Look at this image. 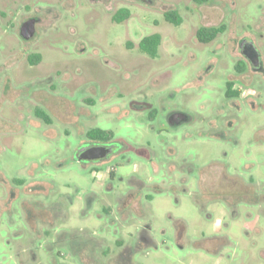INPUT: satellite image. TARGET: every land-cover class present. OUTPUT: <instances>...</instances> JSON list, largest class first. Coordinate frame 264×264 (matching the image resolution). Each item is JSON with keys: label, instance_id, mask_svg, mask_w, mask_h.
<instances>
[{"label": "rangeland", "instance_id": "1", "mask_svg": "<svg viewBox=\"0 0 264 264\" xmlns=\"http://www.w3.org/2000/svg\"><path fill=\"white\" fill-rule=\"evenodd\" d=\"M0 264H264V0H0Z\"/></svg>", "mask_w": 264, "mask_h": 264}, {"label": "trees", "instance_id": "2", "mask_svg": "<svg viewBox=\"0 0 264 264\" xmlns=\"http://www.w3.org/2000/svg\"><path fill=\"white\" fill-rule=\"evenodd\" d=\"M198 4H203L208 0H194ZM129 16V11L127 9H121L114 18L121 20L127 19ZM164 19L166 22L171 23L175 26H179L181 23V17L175 11H168L164 13ZM120 20V21H121ZM224 30L223 27L218 28H201L196 33V38L200 43H209L213 41L220 33ZM161 44V35L158 33L146 36L140 40L138 43V50L148 55L151 58H155L158 53V48ZM230 87V85H229ZM230 95V93H229ZM40 116L47 120L46 116L40 114ZM87 137L92 141L101 142L103 144H108L112 139L113 135L110 131H105L101 129H92L87 132ZM106 149V153H109V148L106 146H100Z\"/></svg>", "mask_w": 264, "mask_h": 264}, {"label": "water", "instance_id": "3", "mask_svg": "<svg viewBox=\"0 0 264 264\" xmlns=\"http://www.w3.org/2000/svg\"><path fill=\"white\" fill-rule=\"evenodd\" d=\"M34 26H35V21L33 19H29L22 24L20 28V35L24 40L28 41L34 37L35 34ZM242 52L250 60H256L259 58L257 51L254 49V47L251 44H247V43L244 44L242 46ZM97 156H98V149H96L95 146H91L81 150L79 152L78 159L85 161L94 160L97 158Z\"/></svg>", "mask_w": 264, "mask_h": 264}, {"label": "flooded vegetation", "instance_id": "4", "mask_svg": "<svg viewBox=\"0 0 264 264\" xmlns=\"http://www.w3.org/2000/svg\"><path fill=\"white\" fill-rule=\"evenodd\" d=\"M249 59V58H248ZM250 60V59H249ZM252 62L253 65L255 66H259L260 65V58L256 59V60H250ZM96 149H98V156L97 158L101 157L102 155L106 154V149L103 147H96ZM95 160V159H94Z\"/></svg>", "mask_w": 264, "mask_h": 264}]
</instances>
